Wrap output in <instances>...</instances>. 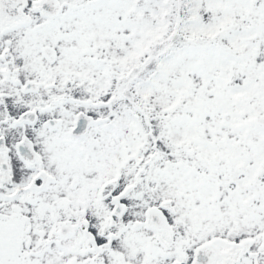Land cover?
<instances>
[{
    "label": "snow or ice",
    "instance_id": "1",
    "mask_svg": "<svg viewBox=\"0 0 264 264\" xmlns=\"http://www.w3.org/2000/svg\"><path fill=\"white\" fill-rule=\"evenodd\" d=\"M0 264H264V0H0Z\"/></svg>",
    "mask_w": 264,
    "mask_h": 264
}]
</instances>
